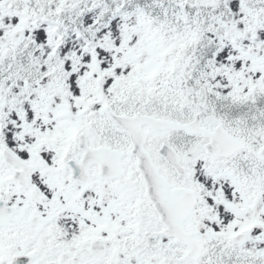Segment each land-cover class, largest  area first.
<instances>
[{
    "label": "snow or ice",
    "instance_id": "1",
    "mask_svg": "<svg viewBox=\"0 0 264 264\" xmlns=\"http://www.w3.org/2000/svg\"><path fill=\"white\" fill-rule=\"evenodd\" d=\"M0 264H264V0H0Z\"/></svg>",
    "mask_w": 264,
    "mask_h": 264
}]
</instances>
